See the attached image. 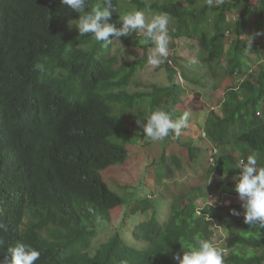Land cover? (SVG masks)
<instances>
[{
  "label": "trees",
  "instance_id": "trees-1",
  "mask_svg": "<svg viewBox=\"0 0 264 264\" xmlns=\"http://www.w3.org/2000/svg\"><path fill=\"white\" fill-rule=\"evenodd\" d=\"M257 1L264 13V0ZM102 2L88 0V9ZM197 2L129 0V5L150 15L167 14L178 28L170 33L174 42L194 40L197 59L205 54V63L211 69L215 64L214 72L223 78L240 73L250 50L238 38V31L243 19L255 12L252 0H217L214 7H208L206 0ZM113 4L121 15L132 11L124 0H113ZM231 12H238L240 20L234 30L236 38L224 53L225 18ZM118 13L113 12L109 23L120 25ZM74 18L79 13L62 8L60 0H0V223L4 225L0 239L5 241L0 260L7 247L24 243L40 252L35 264H177L174 255H182L198 239L213 237L207 217L234 226L237 215L231 210L239 212L241 207L215 205L198 215L199 206L192 199L206 198L209 193L196 186L172 200L163 224L154 217L139 223L132 231L138 244H129L115 231L92 252V241L106 230L104 224H111L113 211L127 201L109 188L101 172L124 163L128 151L111 139L118 119L102 98L89 94L83 102H71L64 94L62 81L68 75L62 68L69 67L64 53L73 43L78 46L91 40L68 36ZM121 39L132 44L127 36ZM71 62L75 74L82 62L79 52L72 54ZM114 62L111 58L105 69L97 60L92 62L97 64L98 80L110 83ZM37 63L44 65L43 72L35 70ZM262 71L227 91L223 117L211 112L207 139L199 138L204 147L218 148L208 173L220 178L219 196L238 195L232 178L240 171L236 168L239 160L255 155L258 166H264V118L256 115L264 112ZM134 73V66L122 68L114 83L127 85ZM125 129L124 134H132ZM192 141L188 149L198 155L202 148ZM165 155L157 161L162 163ZM135 198L144 210L150 208L148 200ZM255 238L254 233L230 231L228 247L234 248L235 264L242 263L239 251ZM255 245L264 247V237ZM245 261L253 264L257 258Z\"/></svg>",
  "mask_w": 264,
  "mask_h": 264
},
{
  "label": "clouds",
  "instance_id": "clouds-1",
  "mask_svg": "<svg viewBox=\"0 0 264 264\" xmlns=\"http://www.w3.org/2000/svg\"><path fill=\"white\" fill-rule=\"evenodd\" d=\"M190 1L198 3L197 0ZM216 2L217 0H206L208 7H214ZM182 4L187 6L186 2H183ZM257 4H259L258 1ZM257 4L253 3V5L256 7L254 14H257L258 18L256 19L254 14H249L243 19V25L240 27L241 32L238 31V38L243 40L247 44V48L250 50L246 59H244L242 63L240 73L236 72L232 77L227 76L225 78H223L222 74H220L223 79L220 83H216L215 78L218 72H214L215 68L212 66L211 69L205 63V61L203 63L200 62L199 59H197V54L195 55V58H190L186 65L180 63L177 54L180 48L176 46V42H174L175 40H173V38L170 36V33L177 32L178 28L174 23L171 22V19H169L167 14L156 13L152 14L151 16H146L144 11L134 10L121 15L117 12L116 7L113 4V0H103L101 4L95 5L90 10L88 9V0H60V6L62 8L79 13V18H74L72 22L69 23L70 31H68V36L70 34H77L78 36H84L91 39L88 43H81L78 46H75L73 43L63 55L64 60L69 62V67L62 68L64 69L62 71L68 75L67 78L62 82L68 81L70 79H80V82L83 85L84 96H82V92L78 91L76 96L73 99H70L71 102H83L87 99L89 94L98 95L109 107L110 112L113 113V111H115L118 114L125 115L128 118V128L131 130L130 133H132L130 134L131 140L133 137H135V141L137 137L142 139L147 137L149 138V143H151L152 146V141L163 140L169 136L171 138V143H178V146L182 148L186 154H188L189 158L179 157L172 151L167 152L166 148H163L160 157L155 160H162V155L165 153L166 155L163 158L162 164L167 165V162H169L170 170H172L171 167L174 168L173 172L178 174V179H185L187 175L186 170L189 167L194 166L195 160L197 159V154L194 155L195 152L193 154V152L188 149V144L191 143L189 140H193L192 142H194V139H182L183 134L191 131L194 121L188 111H185L183 114L178 112L180 105L186 99L184 96L187 94V92L183 89L182 83L185 82L186 85H195L198 87L197 89H199L200 92V98L198 99H202L201 101L207 103L211 107V109L207 112V118L204 122V125L201 128H198V131L200 132V136L198 137L206 140V125L210 113L215 112L220 117H223L222 107L225 104L227 91L232 88H239L240 84L243 83L247 77L253 75L255 72H258L260 68L263 70L262 73H264V45H261L258 41L255 42L252 40L254 35L261 37L264 35V32H253L256 26L261 24V21L264 20V13L260 11L261 6L260 9H258ZM113 12L119 14L120 25L117 24L115 26L114 24L109 23ZM251 19L252 21L250 22ZM239 20L238 12L229 13L225 18L226 29L224 35H229L232 33L234 38H236L234 30ZM170 24L175 26L177 31L169 30L168 25ZM227 24L230 26L227 27ZM72 25H75L77 30L73 29ZM262 28L264 30V26H259L258 31L262 30ZM122 36H127L132 44H125V42L121 39ZM114 40L120 41L126 47H135L140 49L142 51V57L135 59L132 62L126 64L124 63L123 65L118 64L117 58L111 56L107 52ZM251 42L255 43L252 45ZM178 43H181V41L179 40ZM77 48L82 49V51H78ZM74 52H79L82 62L79 71L75 74H72L71 67L75 66V64L71 62V59ZM111 58L115 59V62L111 66V72L114 74V77L111 78L110 83L107 85L103 80H98L99 76L97 74L96 65L101 64L105 69ZM94 60L98 61L96 65L92 64ZM89 61H91V63H89ZM245 62L249 63L248 68H245ZM51 66L53 67V65ZM129 66L135 67V73L129 79L128 84L116 85L114 82L117 79H120L121 76L119 71L122 68ZM202 66L204 67L202 68ZM149 67H155V73L164 69L168 72V77H172L171 81L169 80L168 82L163 83L161 86L156 85L155 87H157L159 91L166 96V101H169L173 104L171 110L174 114L172 111H166L154 106L153 111H151L146 116L144 107L145 103L147 102L146 100H143L144 104L142 106L134 107V101L148 94V92L144 93L140 87H138V90L133 89L130 91V83L133 81L134 77L139 74L140 69L146 70ZM189 67H191V69ZM34 68L40 72L45 70L44 65L41 63L34 65ZM125 72L126 69H123L122 73ZM228 78L236 79L233 81L234 83L225 84L224 82H226ZM140 83H144L142 78L140 79ZM169 83L171 87L167 86ZM110 94H113V96L110 97ZM107 101H110L113 104L112 108L108 105ZM260 105H263L262 107L264 108V99L261 101ZM124 106H126V109L122 110V107ZM113 115L116 116L114 113ZM256 115L261 119L264 118V112L262 111L257 112ZM136 117L139 118L135 120ZM138 126L140 129H138ZM236 129L238 130L240 128L236 127ZM131 140L128 142V144L131 142ZM196 140L198 142L201 139ZM203 140H201L202 143ZM209 150V161L212 164L214 157L218 154V148L213 146V148H210ZM169 158L171 160H169ZM170 161H173L174 163H170ZM109 168H111V166L107 169ZM236 168L240 169V171L234 175L232 179L234 181V191L238 195L222 194L221 196L215 197L216 199L213 202H208V207L211 208L215 205L222 207H228L231 205L240 206L241 209L239 212L235 209H232L231 211L232 214L237 215V217L243 215V221H239L234 226L231 225L230 227L225 228L224 234L219 236L217 235L218 229H223L226 224L222 225L217 219H209L207 217V221L210 222L209 227L213 237L210 239V241L198 239L195 245L191 246L187 251L183 249L182 255H174L173 259L177 261V264H235V261H232V258L235 256L234 248L228 247L230 231L240 232L243 234L245 232L254 233L256 237L255 241L261 236L264 237V166H258L257 157L255 155H249L247 156L246 160H239ZM154 174L153 185L154 188L158 190L162 187V183L156 180L157 174L155 172V168ZM126 189L127 187L122 188V190L119 187L117 188L119 192H124ZM137 190L138 189H134L131 194L135 195L142 201L148 200L150 203L153 201L144 191H140L143 196H137L135 194ZM175 197L176 196H173L170 203ZM210 197L211 195L203 198L202 200ZM231 198L234 200L235 198L239 199L240 203L237 205L233 200V204L229 203L225 205V200ZM154 204L151 203L148 210H144L146 208L136 201H133L131 208L127 206L123 207L128 210L129 217L134 213L144 212L148 215V212H150L148 217L150 219L152 217L156 219L152 209ZM169 207L170 204L168 206V213ZM203 211L205 210H201V207L199 206V211L197 214L200 215ZM142 222L144 221L139 223ZM2 228H4V225L0 223V229ZM127 229H129V227L126 222L125 225L119 227L117 231L129 244H138L129 241V231L128 237L124 236ZM255 241L250 246H245L244 249L239 251V253H241V255L244 257L241 264H247L248 260L245 261L246 257H256L257 261L253 264H264V247L256 246ZM91 244H93L92 252L98 249L100 245L99 244L98 246H95L94 241H92ZM4 246L5 241L0 239V248H3ZM6 253L7 254H5L4 259L0 260V264H35V262L40 258V252L38 250L34 249L31 245H26L24 243H17L14 247H7Z\"/></svg>",
  "mask_w": 264,
  "mask_h": 264
},
{
  "label": "rangeland",
  "instance_id": "rangeland-1",
  "mask_svg": "<svg viewBox=\"0 0 264 264\" xmlns=\"http://www.w3.org/2000/svg\"><path fill=\"white\" fill-rule=\"evenodd\" d=\"M126 3H128V8L132 9L131 5H129V0H124ZM151 0H147L149 2ZM254 4H257V0H253ZM196 6V5H195ZM258 9H260V5L257 4ZM146 16H151L150 14L145 13ZM255 18H258L257 14H254ZM252 19L250 20V22ZM174 23L173 21H171ZM175 24V23H174ZM264 26V20L261 21V24L256 26L253 32H264L263 28L262 30L258 31L259 26ZM230 25L227 24V27ZM73 29L77 28L75 25H72ZM187 26H184V29H187ZM168 29L172 31H177L176 27L173 25H168ZM241 32V29L239 30ZM132 36V34H131ZM180 39L181 43L176 42V46H178L180 49L177 52L178 59L181 64L186 65L187 61L190 58H195L197 54V45L195 44L194 40L190 39V41H186L185 38H178ZM233 40H235L234 35L230 33L229 35L225 34L224 40H223V52H227L229 48L231 47ZM253 41L260 42L261 45H264V35L263 37L254 35L252 37ZM255 42H251L252 45ZM107 52L111 55L117 58V63L120 65H123L124 63L132 62L135 59L142 57V51L140 49H137L135 47H126L123 43H121L118 40H114L113 44L111 45L110 49L107 50ZM146 56V55H145ZM144 56V58H145ZM205 54L199 58L200 62H204ZM260 57V56H259ZM264 58V55H263ZM246 63V62H245ZM249 63L245 64V68H248ZM213 68L215 64H212ZM254 65V64H252ZM204 66H202L203 68ZM191 69V67H189ZM141 76V77H140ZM90 78V75H89ZM142 78V81L144 83H140V79ZM172 77H168V72L164 69L159 70L157 73H155V67H149L146 70L140 69L139 74L134 77L133 81L130 83L129 90L136 89L138 90L140 87L144 93L148 92V94L144 95L141 98H138L134 101V107L142 106L144 104L143 100H146L145 103V115L147 116L151 111H153V107L157 106L160 109L166 110V111H172L171 108L173 107V104L169 101H166V96L163 95L156 85L161 86L163 83L171 81ZM222 77L220 73L218 72L215 78L216 83H220L222 81ZM236 78H228L225 84H231L234 83ZM183 84V89L187 92V94L184 96L185 101L180 105L178 112L183 114L185 111H188L192 118L194 119L192 129L190 132L185 133L182 135L183 140H188L189 138L194 139L193 144L197 145L198 147H201V152L198 153L196 156L197 159L195 160L194 166L189 167L186 170V177L185 179H178V174L176 172H173L174 168L171 167L172 170H170V164L167 162V165H164L160 163L159 161L155 160L160 157L163 148H166L167 152H173L177 154L179 157H188V154L185 153V151L178 146V143H171V138L168 136L163 140L159 141H152L153 145L151 146V143L149 138H136L133 137L131 140V135L124 134L123 130L125 128H128L127 120L128 118L125 115H120L117 112L113 111V113L118 118L117 123V130L112 136V141H114L117 144L124 145L128 151H129V157L127 161L119 166H111V168L105 170L102 172V176L104 179V182L110 187L111 190L118 193L121 197H124L127 199V201L124 199V206L130 207L132 206L133 201H135V196L131 194V192L134 191L132 187L135 189H138L136 191L137 196H143L140 191H144L147 193L149 198L153 201H151L154 215L156 219L163 223L168 216V206L170 204L171 199L173 196H180L181 194L187 192L188 190H191L193 187H201L205 191L209 193L210 198H207L205 200L202 199H196L193 198L192 200L198 204V206L201 207V210H208L210 207L208 202H213L216 198L219 196L220 190L216 186L218 181L220 180L219 177L215 176L213 173L210 175L208 173V170L210 169L211 162L209 161V152H210V145L207 147H204L202 144V141L199 140L197 142L196 139H199L198 136H200V132L198 131V128H201L204 125V122L207 118V112L211 109V107L199 100L200 98V92L198 87L195 85H186L185 82ZM168 87H171L170 83L167 85ZM62 87L64 89V94L69 98L73 99L77 92L80 91L83 93V85L80 82V79H70L68 81L62 82ZM84 96V93L83 95ZM202 98V97H201ZM206 99V98H205ZM108 105L112 108L113 104L110 101H107ZM173 113V111H172ZM174 114V113H173ZM141 117V116H139ZM139 117H136L135 120H137ZM190 120V118H189ZM180 137V135H179ZM181 138V137H180ZM131 140V142L128 144V142ZM135 141V142H134ZM146 142V143H145ZM150 145H148V144ZM169 160H171L169 158ZM154 166V167H153ZM154 168L155 172L157 174V179L162 183V187L156 190L153 185V179H154ZM209 174V175H208ZM155 180V181H156ZM181 180V181H180ZM144 186V187H142ZM125 188L127 189L124 192H119L117 188ZM145 197V196H144ZM224 199V197H223ZM234 199H228L225 200V205L232 203ZM234 202L238 205L240 203L239 199L234 200ZM243 212V211H242ZM241 212V213H242ZM148 215H150V212H148ZM147 213L140 212V213H134L131 214L129 217L128 210L125 207H121L118 210L116 209L112 213V222L111 224L106 223L104 224L106 230H101L97 237L93 240L95 246H98L101 243L106 242L110 236L113 234V232L117 231L119 227L125 225L127 222V225L129 229L126 230L124 236L128 237V231H129V241L134 242L132 239L131 232L135 228V226L141 222L150 219L148 217ZM129 217L128 219H126ZM242 222L243 221V215H240L236 217V222ZM232 224L227 223L223 229H218L217 235H223L225 228L230 227Z\"/></svg>",
  "mask_w": 264,
  "mask_h": 264
}]
</instances>
